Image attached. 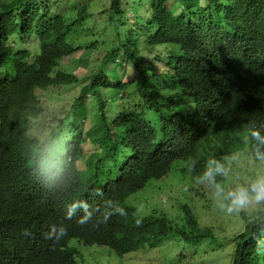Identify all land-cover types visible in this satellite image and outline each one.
Masks as SVG:
<instances>
[{"label": "trees", "instance_id": "obj_1", "mask_svg": "<svg viewBox=\"0 0 264 264\" xmlns=\"http://www.w3.org/2000/svg\"><path fill=\"white\" fill-rule=\"evenodd\" d=\"M91 2L0 0V196L7 200L0 207V264H77L79 250L69 244L72 238L109 246L120 257L163 248L169 261L161 264H178L188 252L232 242L229 264H264V202L239 210L244 227L225 242L211 224L201 222L199 212L210 204L217 191L214 181L231 169L232 158L250 157L264 175V0H111L101 14L113 27L115 41L102 36L107 27L96 31ZM117 54L133 63L136 77L124 81L120 75L116 81ZM82 55L89 62L85 73L62 65L64 58ZM156 63L164 64L165 73L188 66L193 71L188 85L204 86L201 99L207 110L199 119L209 114L202 130L191 146L166 154L174 143L154 125L141 145L142 155L153 156L144 162L132 149V174L119 176L103 167L96 185L91 167L83 170L77 163L85 157L83 138L95 148L87 161L98 164L117 148L118 139L111 138L116 131L131 133L136 119L149 120L130 107L138 98L155 109L163 88L157 85ZM149 67L153 77L139 78L148 75ZM66 88L76 93L65 97L61 90ZM49 89L56 95L47 99L58 100L61 107L39 127L32 120L45 114L40 92ZM87 121L90 128L84 127ZM157 148L161 158L154 156ZM45 156L54 165L52 178H44V170L31 171L36 158ZM176 161L183 162L177 166L189 179L187 188L171 194L176 207L180 204L177 213L153 207L142 215L128 197L170 175ZM255 180L250 178L249 189ZM17 184L38 186L47 202L32 211L14 238L15 207L8 189ZM52 201L65 212L47 205ZM46 210L58 229L45 250L27 255ZM62 228L67 235H61ZM176 246L177 255L170 253Z\"/></svg>", "mask_w": 264, "mask_h": 264}, {"label": "clouds", "instance_id": "obj_2", "mask_svg": "<svg viewBox=\"0 0 264 264\" xmlns=\"http://www.w3.org/2000/svg\"><path fill=\"white\" fill-rule=\"evenodd\" d=\"M131 24L132 21H129ZM64 60V59H63ZM114 66L116 67V81L120 75H122L124 63L127 64L131 69V74L129 76H135L136 72L133 69V63L128 61L126 58H122L119 54L116 55ZM63 62V61H62ZM150 64V63H148ZM63 65V63H62ZM156 72L158 75L157 85H162V89L158 91L156 95V107L152 111L150 103L141 104L135 100L130 107V110L137 112V116L146 117L149 120L140 123L139 119L137 120V127L133 129L131 133L125 131H116L111 138L118 139L117 148L108 154H103L104 159L101 163L95 164L91 160L87 161V158L84 157L82 163L83 167L81 169H88L91 167L93 173V179L95 180L96 185H98V170H102L103 167L109 168L110 172H115L116 175H131L133 170L136 167V160L133 155L132 149H136L138 156L144 161L147 162L149 155L141 152V145L145 142V139L150 135L151 130L154 128V125L157 126L160 131L164 134L169 135L170 140L174 143V147L168 146L166 148V154L171 153L173 150H181L187 148L194 143V138L196 134L202 130L204 120L199 119L200 111L207 110L204 102L201 99V95L204 90L202 85H188L189 81L192 79L193 71L188 66L177 65L176 67L171 68V72H164V64L156 63ZM166 67L169 66L166 64ZM116 75V74H115ZM154 72L149 67L148 75L140 76L139 78H149L153 77ZM133 77H129L132 79ZM129 79H123L124 81ZM105 90V94L107 93ZM117 104L116 101L112 102ZM116 108L117 106L114 105ZM153 112L155 113L153 115ZM89 113V112H87ZM92 114V113H90ZM112 115V114H111ZM88 124V121H87ZM89 126V124H88ZM90 128V127H88ZM117 134V136H116ZM84 140V138H83ZM86 140V139H85ZM87 141V140H86ZM157 156L161 158L162 150L158 149ZM164 150V149H163ZM48 156V155H47ZM47 156L44 158H36V163L33 165L31 171L35 170H44L43 177L52 178L51 170H54V165H51L46 162ZM50 157V156H49ZM89 157V156H88ZM92 162V163H91ZM91 164H93L91 166ZM174 164V163H173ZM79 166V165H78ZM112 176H115L112 174ZM18 185V184H17ZM9 194L14 203V221H15V231L14 238L18 236L19 232L27 225L28 221L31 218L32 211L41 206V203H46L45 196L42 191L38 189V186L33 184H26L25 186L18 185L17 188H10ZM30 199L31 201H29ZM254 200L257 204L264 202V176L258 177L249 188H240L235 193H233L232 205L236 207L243 208L250 201ZM31 203H34V207L31 206ZM7 200L0 196V207L1 211L6 207ZM81 204H87L82 201ZM58 209L60 214L65 212L64 209L60 208L54 203V201L48 203ZM33 208V209H31ZM230 211L232 208L229 209ZM52 213L50 211H45V216L40 218L37 222L38 230L31 237L29 243V252L27 255L34 254L35 252H40L47 248V241L55 234L58 226L56 223H51ZM139 223V221H137ZM61 235H67V229H61ZM81 242L77 238H72ZM70 240L69 244H71ZM78 249V248H77ZM78 255L76 257L78 264Z\"/></svg>", "mask_w": 264, "mask_h": 264}, {"label": "rangeland", "instance_id": "obj_3", "mask_svg": "<svg viewBox=\"0 0 264 264\" xmlns=\"http://www.w3.org/2000/svg\"><path fill=\"white\" fill-rule=\"evenodd\" d=\"M111 0H92V10L96 18L97 29L96 31L103 30L107 27L102 34L104 37H108L115 41V36L112 35L113 27L105 22V17L101 14L103 9H107ZM145 0H142L143 4ZM129 6V4H128ZM180 10L178 7H174V11ZM134 16H132V20ZM101 24V26H100ZM115 32V30H114ZM111 35V36H110ZM26 41H29L26 39ZM100 44V43H99ZM63 64H69L74 66V71L81 75L85 73L89 67L87 56L82 55L80 58L75 59L74 56H69L64 58ZM122 78L127 79L131 74L130 67L124 63ZM54 89H49L48 91L42 90L40 92L42 99L45 101L46 112L45 114L33 121V124L40 127L39 123H43L42 120L47 116V120H50L53 116L55 109L61 107V103L57 100H48V96H54ZM65 92L63 96L67 97L69 94L76 93V89L69 90L68 88L62 89ZM85 128H88V124L85 122ZM38 128L35 127V130ZM84 153L85 158H87L91 152L94 151V147L89 143V141L84 139ZM82 160H78L79 167H83L84 164ZM231 169L219 175L214 181L217 191L208 207L206 209L200 208L199 212L201 214V222L205 224H211L214 227L216 237L218 240L225 242L231 239L232 234L242 230L244 227V222L239 215L240 209L251 210L253 208L254 200L250 201L243 208L236 207L232 205L233 193H235L240 188H248L247 183L251 177L257 179L258 177L264 176L261 174V167L256 166L254 161L250 157L238 156L229 160ZM181 161H176L174 163L175 167L170 172V175L163 177L160 180H152L149 182L141 191L136 194H132L128 197L127 201L137 206L139 212L142 215L151 212L153 207L160 209H169L170 215H175L177 213L176 202L171 199V194L178 190L182 191V187H186L189 184V179L180 173V168L177 165H181ZM218 175V174H217ZM191 185V184H190ZM188 193L195 195L194 191L188 189ZM199 197L198 195H196ZM170 197V199H169ZM207 198V197H205ZM168 199V200H167ZM201 202H205L204 198H201ZM173 205L175 207H173ZM140 208H139V207ZM146 207V208H144ZM232 208L230 211L229 209ZM71 245H74L79 250L78 264H161L163 260L169 261V258L162 253L165 251L163 248L155 249H139L137 251H132L124 255L123 257L118 256L109 246L101 245H85L82 242H78L72 239ZM174 249V250H173ZM168 249H166L167 251ZM176 254L179 252V247H172L170 253ZM233 253V243L230 242L223 248H207L206 251H200L197 254L192 255L188 252L187 257L184 258L178 264H229L231 256ZM171 255V254H170ZM172 257V256H170ZM181 258V259H182Z\"/></svg>", "mask_w": 264, "mask_h": 264}]
</instances>
